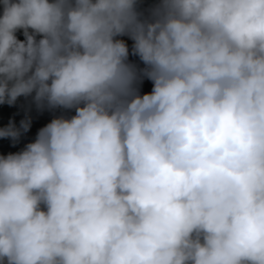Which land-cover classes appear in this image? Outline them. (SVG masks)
<instances>
[{"label": "clouds", "instance_id": "obj_1", "mask_svg": "<svg viewBox=\"0 0 264 264\" xmlns=\"http://www.w3.org/2000/svg\"><path fill=\"white\" fill-rule=\"evenodd\" d=\"M0 106V264H264V0H0Z\"/></svg>", "mask_w": 264, "mask_h": 264}, {"label": "trees", "instance_id": "obj_2", "mask_svg": "<svg viewBox=\"0 0 264 264\" xmlns=\"http://www.w3.org/2000/svg\"><path fill=\"white\" fill-rule=\"evenodd\" d=\"M17 111H18V109L16 107L8 108L7 106H0V123H6L7 122V118L10 115H12V113H15ZM33 115H34L33 127L30 130V132L28 134H26L23 142H26V141L32 139L34 137V135H35L36 129L38 127L43 126V124H45L48 121V119L50 118L47 113H45V114H43L41 116H38V117H36L34 113H33ZM21 117H22V113H21V115L15 116V119L17 121H19V119ZM5 143L6 142H0V144H5ZM10 150H14V149H10Z\"/></svg>", "mask_w": 264, "mask_h": 264}]
</instances>
